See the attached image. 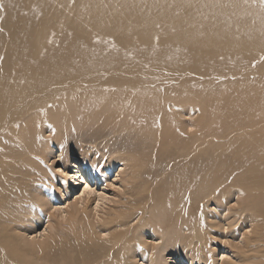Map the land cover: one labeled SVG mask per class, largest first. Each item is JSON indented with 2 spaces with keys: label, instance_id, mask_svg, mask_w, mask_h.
Listing matches in <instances>:
<instances>
[{
  "label": "bare ground",
  "instance_id": "6f19581e",
  "mask_svg": "<svg viewBox=\"0 0 264 264\" xmlns=\"http://www.w3.org/2000/svg\"><path fill=\"white\" fill-rule=\"evenodd\" d=\"M91 125L111 134L84 155L91 167L55 174L52 146ZM116 166L115 198L92 207L89 181ZM69 178L85 187L61 209ZM64 222L73 242L35 260L10 235ZM212 231L231 246L220 263ZM168 252L264 264V0H0V264H168Z\"/></svg>",
  "mask_w": 264,
  "mask_h": 264
},
{
  "label": "rangeland",
  "instance_id": "374dc122",
  "mask_svg": "<svg viewBox=\"0 0 264 264\" xmlns=\"http://www.w3.org/2000/svg\"><path fill=\"white\" fill-rule=\"evenodd\" d=\"M71 135V134H70ZM127 135V134H126ZM98 139L97 143H104L106 140H109L111 138V134L109 133H99V131L97 132V127L96 126H83L81 127V130H77V133L70 136L69 140H71L68 144L67 147H65V152H62L61 147L59 149L58 146H52L53 152L51 154V159L54 160L56 159V163H54L53 165H50L49 168L56 174L58 173L56 170L57 169H63L64 166L69 167V165H67V160H69L70 162H76V164L78 165L79 162H84L78 169L75 168V171L78 173H81V169H85V168H90L91 164L89 165V163H91L89 161L88 158H86V153L91 152V150H93L94 148V141ZM117 133L113 134V139H111V142L113 140H117ZM144 143H148V141H143ZM137 144V143H134ZM76 145L81 147L82 151L84 152L83 155H78L73 148H76ZM128 147L127 144L122 145L121 148L119 149L118 153L119 155L124 154L123 152V147ZM71 149H70V148ZM80 149V150H81ZM86 151V152H85ZM142 151V150H141ZM123 152V153H121ZM62 153L61 157H58V154ZM135 153V151H134ZM110 154V153H107ZM84 155L86 157H84ZM113 154H111L112 156ZM59 158V160H58ZM81 158V159H80ZM83 158V159H82ZM89 161V162H88ZM117 160H114L113 163H115ZM123 162V161H121ZM121 162H116L115 165L120 164ZM51 163V162H49ZM84 165V166H83ZM70 168V167H69ZM119 170V166H116L113 168L112 172L109 173L107 175V182H105V184L98 182L96 184V182H94L93 178H92V182L89 181V186L91 189H93L95 192L91 193L89 195V197H91V199H93V203H92V207H94V205L96 204V200H97V194L101 193V192H105L106 195L109 198H115L113 197V189H116V186H110V183L112 182V180L114 179V175L115 173ZM73 171V170H71ZM75 172H71L70 175H72ZM79 176V175H78ZM92 176V175H91ZM160 176H152V180L156 181ZM87 178V177H86ZM80 180V178H78ZM88 181V180H87ZM115 183H117L116 181H114ZM85 187V184H77L76 186H74V183L72 181V178H69L67 180V190L64 189L61 181L57 182V186L56 189L59 191V195H58V200L56 201L57 203L55 204L56 206H60L62 207L61 209H65L67 207V205L69 203H71L72 201H74L75 199H77L80 195H82L83 193V188ZM55 188V187H54ZM76 192H78V195L76 194ZM87 196V195H86ZM110 203H107V205ZM215 207V205H214ZM211 208V207H209ZM53 211V210H52ZM149 213V211H148ZM57 216V214H56ZM89 221L92 225V227L89 225L86 229H84V234L89 236L90 231H96L95 226L98 223V219L96 218V216H93L91 214V216L89 217ZM64 225L66 226L65 229H52L51 232L48 234V237H42L41 235L39 236V234H42V230L44 229L45 225H41V226H35L29 230H10V235L13 237V240L17 243V244H21L24 245L25 248L24 249H20L22 251L26 252V257L28 259H32L35 260L37 259L40 255L45 254L49 249H52L53 247H56L61 245L62 242H66V241H70L73 242V234L70 228L67 227V223L64 222ZM77 229V227H76ZM78 231V229H77ZM213 231H215L213 229ZM213 231L211 233H209L208 239H206V241H208L209 239L213 238L214 240L217 241V243L215 245L212 244L210 245V249H212L213 252V258L211 259V262H216L219 261V263L221 262V254H222V250L223 248L231 250V246H227V244L225 243V245H223V241L225 238H218V236L216 234L213 233ZM79 232V231H78ZM46 234V233H45ZM241 238V236L239 235L237 237V239L233 240V243H235L236 241H239ZM146 242H148V238H145ZM28 240L31 241L32 243H28ZM47 242H50L51 245L48 246ZM54 242V244H53ZM150 243V242H148ZM219 244V246H218ZM169 254H166V258L168 262V264H174L173 261L175 259V254L172 252H168ZM171 256L174 258H171ZM182 256V255H181ZM183 262H178L177 264H188V259L186 257H183ZM197 258V257H196ZM220 259V260H217ZM11 264H16L14 262H10ZM139 263V261H138ZM137 263V264H138ZM136 264V263H134Z\"/></svg>",
  "mask_w": 264,
  "mask_h": 264
}]
</instances>
